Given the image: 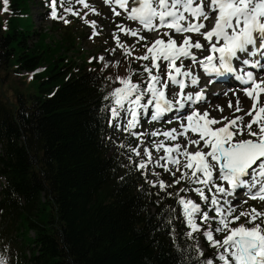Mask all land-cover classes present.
<instances>
[{"label":"trees","instance_id":"1","mask_svg":"<svg viewBox=\"0 0 264 264\" xmlns=\"http://www.w3.org/2000/svg\"><path fill=\"white\" fill-rule=\"evenodd\" d=\"M33 1L8 0L0 22V71L15 58L40 81L15 108L0 94L1 249L18 246V264H200L199 243L205 256L215 250L186 235L183 185L153 187L142 158L113 147L111 76L65 57L75 40L52 47L47 32L23 29Z\"/></svg>","mask_w":264,"mask_h":264},{"label":"snow or ice","instance_id":"2","mask_svg":"<svg viewBox=\"0 0 264 264\" xmlns=\"http://www.w3.org/2000/svg\"><path fill=\"white\" fill-rule=\"evenodd\" d=\"M58 3L62 13L58 11ZM74 3L93 15H100L88 0H74ZM103 3L111 8L114 17L123 14L126 20L139 26H125L113 19L116 30L112 38L116 48L125 58L150 61L141 65L143 73L136 71L125 78L117 77L121 86L110 94L111 120L116 121L117 128L126 120L123 130L140 142L129 151L140 157L143 148L146 159L139 161L138 170L146 173L152 165L170 173L175 178L171 184L163 180L152 183L161 191L181 183L187 185L176 193L183 222L189 229L186 235L191 239L200 233L207 246L215 249L205 256L198 248L200 264H264V210L251 207L237 214L239 205L246 204L248 199L264 202V74L245 72L241 68L237 75V66H234V61H240L252 69H264L261 63L264 60V0H103ZM4 5L7 12L8 0H4ZM49 6L52 19L69 23L63 13L82 19L93 30L89 39L103 30L96 21L86 19L87 12L80 16L81 9L73 6V0H51ZM161 29L167 31L161 32ZM144 32L156 33V38L149 41ZM121 33L136 38V43L143 41L145 54L133 56L135 45L121 42ZM176 35L183 39L178 42ZM193 36L202 37L206 44L199 39L194 41ZM116 48L107 51L114 54ZM185 60L190 63L185 65ZM98 61L105 62V57L101 55ZM197 67L209 77L234 75L245 85L241 91L252 102L251 107L245 109L240 96L233 91L235 105L231 99L227 102L233 118L211 116L204 103L205 89L214 81L205 80L201 85L202 77L194 74ZM133 75L141 76V83L133 82ZM195 86H200L195 94L186 92ZM197 104L200 108L195 107ZM215 110L225 111L219 105H215ZM168 113L174 115L168 116L166 122L175 120L178 127L135 131L142 127V115L158 122ZM145 136H162L163 140L153 139L146 145ZM161 151L164 155L154 158L153 153ZM176 173L180 175L177 177ZM153 175L159 176V173L153 172ZM189 192L200 202L187 198ZM240 195L247 199L239 201ZM241 218H245L244 223H238ZM234 224L237 226L233 227ZM218 235H223V239H217ZM0 264H4L2 259Z\"/></svg>","mask_w":264,"mask_h":264},{"label":"rangeland","instance_id":"3","mask_svg":"<svg viewBox=\"0 0 264 264\" xmlns=\"http://www.w3.org/2000/svg\"><path fill=\"white\" fill-rule=\"evenodd\" d=\"M51 0H34L33 3H31V9L28 6L26 15L22 18H18L17 22L20 23V26L28 30L30 32H33L34 29L38 32H47V40L46 43L52 47H55L57 43H62L63 40H66L68 42H72L75 40V48L71 49L70 52H64V56L67 57L70 60H73L75 62H78L80 64L87 63V61H95L98 68L105 71L107 74L111 76V79L109 80L108 84V96H110L111 92L116 88L120 87L117 77L125 78L127 77L131 72H140L143 73V69L141 65L148 64L150 61H137L133 58H125L122 54V51L119 48H116L115 41L112 38V32L116 30V23H123L125 26H131L133 28L139 27L134 22H130L126 20L123 16V14L120 17H114L113 12L111 11V8L103 3V0H88V3L90 5L95 6L97 11L100 13V15H93L88 9H82V6L77 5L74 3L73 0V6L77 9H81L80 16H84V14L87 12L88 15L86 19L88 21H96L98 26H102V31L99 35L95 36L94 39H89V36L92 35V29L89 27V25L85 24L82 19L72 16L68 13H63V15L67 18L69 23L65 24L62 19H52L50 16L51 8H50ZM0 22L4 25L6 23H9V10L7 12L4 11V0L0 2ZM9 9V8H8ZM119 10V9H117ZM58 11L63 12L62 9H59V3H58ZM113 19H115L116 23H113ZM167 31L166 29H162L161 32ZM144 36L149 38V41L154 40L156 38V33H148L144 32L142 33ZM189 35V34H188ZM175 38L177 41H181L183 39L182 36L176 35ZM121 42L126 43L127 45H135L133 56H142L146 52V48L144 47V42L141 41L140 43H136V38L134 37H128L120 34ZM166 39V37H165ZM199 39L201 43H203L202 37L193 36V40ZM38 40L37 37H35L34 40L31 41V45L35 43ZM150 46V43H149ZM116 48V51L114 54H110V49ZM103 55L105 57V62H99L98 57ZM97 58V59H93ZM115 61H120L119 65H115ZM187 62V60L184 61V63ZM108 63L109 66L105 68L104 64ZM190 61L187 62L188 65ZM17 62L14 58L12 61V64L10 68L6 71H0V94L2 96L3 101L10 106V108H15L17 106V96L18 94H24V95H30V93L37 92L38 86H39V80H36L33 78L32 73L22 72L17 69ZM200 69L197 67L196 72L199 73ZM195 73V72H194ZM196 74V73H195ZM261 74H264L263 72ZM144 76L147 74L144 73ZM202 76V75H200ZM141 76L139 75H133L132 79L133 82L141 83ZM203 85V84H201ZM200 87V86H199ZM199 87H191L186 92L196 93L199 91ZM218 90V91H217ZM221 91H225L226 93H233V91L237 92L239 91L242 97L246 98L241 90H227L218 88L217 86L213 87L209 91H205V94L209 98H213L214 96L211 95L212 93H219L222 95ZM221 95L217 97L218 101L217 103H212L211 99L205 103V106L208 108L209 112H211V116H214L216 118H220L221 115L229 116V118H233L231 116L232 109L227 108V102L223 98H220ZM223 96V95H222ZM264 99V98H262ZM112 103V100H110ZM226 101V102H225ZM246 105H242L245 109H248L251 107V101L247 100ZM235 105V102H233ZM215 105H219L225 109L223 113H220L215 110ZM211 107V108H210ZM213 107V109H212ZM196 108H200V105ZM213 110V114H212ZM151 111V109H150ZM215 113V114H214ZM230 114V115H229ZM123 115V113H122ZM238 115V114H237ZM110 116V114H109ZM144 115L141 116V118ZM110 132H111V139L113 143V147L116 148L120 145H125L123 147V150L128 152L129 154H133L131 151H129L130 147H137L139 145V141L132 135H130L127 131H124V125L126 124V120L122 121L120 124V127L117 128L116 121L111 120L110 116ZM149 117L145 116L144 121L141 122L142 127H138L135 129L136 132H151L153 130H169L173 127H178V124L170 125L169 122H150ZM251 119V118H249ZM221 125H216V127H220ZM163 140V137L158 138H150L148 136L144 137L145 144L150 145L152 143V140ZM182 139V138H181ZM171 143V142H168ZM154 158L157 156H162L164 153L161 151L159 153L154 152L153 153ZM141 158L146 159L143 157V148H141ZM163 163V161H161ZM148 169L149 176L151 182H158L159 180L165 181L167 184H171L174 177L170 175V173L164 172L162 168H153L152 165H149ZM153 172L160 173L162 176L153 175ZM180 174L176 173V176L178 177ZM0 184H2V181L0 180ZM187 187L185 183H181L180 185H176L175 187H169V188H177L179 186ZM158 186V185H157ZM185 194L183 193L182 196ZM243 196H239V201H243L245 199H241ZM187 198H193L196 200V202H200L199 198L196 197L193 193L189 192L187 193ZM232 198V197H231ZM233 199V198H232ZM247 199V197H246ZM234 200V199H233ZM234 204L237 203V201L233 202ZM251 207H256L258 210H264V202L261 201H250L247 200L246 204L241 203L239 207L237 208V214L240 211H244L246 209H249ZM183 217V216H182ZM245 218H241V220L238 223H244ZM236 227L237 225L234 224ZM251 227V225H248ZM217 239H223V235L216 236ZM199 249L203 250L205 253V250L202 248L201 244H199ZM215 250V249H214ZM28 252V250H26ZM215 252V251H214ZM21 250L18 246H11L8 252L5 254V249H1L0 245V259L4 261V264H18L17 261L21 255ZM28 254V253H27Z\"/></svg>","mask_w":264,"mask_h":264},{"label":"bare ground","instance_id":"4","mask_svg":"<svg viewBox=\"0 0 264 264\" xmlns=\"http://www.w3.org/2000/svg\"><path fill=\"white\" fill-rule=\"evenodd\" d=\"M194 51H195V50H194ZM178 63H179V62H178ZM261 63H264V60H262ZM185 64H187V62H185ZM262 71H263V73H264V70H263V69H262ZM262 71H261V72H262ZM198 72H199V73H197L196 70H195V73H196V74H199V75L203 74V72H202L201 70L198 71ZM261 72H260V73H261ZM195 73H194V74H195ZM203 80H204V78L201 79V83L203 82ZM228 86H229V85H224V86L222 87V89H225V88H226L227 90L230 91V89H229ZM195 87H199V86H195ZM199 88H200V87H199ZM223 92H225V91H221V93H223ZM194 94H195V93H194ZM236 94H237L238 96H240L242 105H246V104H247V101H246V98H247V97H246V98L242 97V95L240 94L239 91H237ZM205 95H206V94H205ZM219 95H221L220 92H219L217 95H213L214 97H213L212 99H211L210 97L208 98L207 95H206V97H207L206 101H208V99H209V100L211 99L212 103L215 104V103H217L216 101H218L217 97H218ZM222 95H223V96H222ZM222 95H221L220 98H223V99L225 98L224 100H226V101H228L229 99H231L233 102H235L236 97L233 96L232 93H228L227 95H224V94H222ZM247 100H248V99H247ZM206 101H205V102H206ZM226 101H225V102H226ZM210 108H211V107H210ZM212 109H213V107H212ZM186 110H188V109L186 108ZM210 113H211V112H210ZM212 114H213V110H212ZM214 114H215V113H214ZM237 114H238V115H243V113H237ZM172 115H174V113H168V114H166V115H165V116H166V117H165V120L167 121V117H168V116H172ZM229 115H230V114H229ZM231 116H232V115H231ZM249 118H250V117H248L247 119H249ZM144 119H145V116H143V117L141 118V122L144 121ZM169 124H170V125H174V124H177V123L175 122V120H173L172 122H169ZM181 141H182V139H181ZM229 199H232V198L229 197ZM235 201H236V200H233V202H235Z\"/></svg>","mask_w":264,"mask_h":264}]
</instances>
